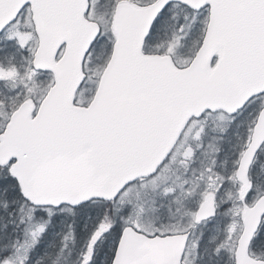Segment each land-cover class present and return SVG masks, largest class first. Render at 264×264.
Returning a JSON list of instances; mask_svg holds the SVG:
<instances>
[{
  "label": "snow or ice",
  "instance_id": "obj_1",
  "mask_svg": "<svg viewBox=\"0 0 264 264\" xmlns=\"http://www.w3.org/2000/svg\"><path fill=\"white\" fill-rule=\"evenodd\" d=\"M0 264H264V0H0Z\"/></svg>",
  "mask_w": 264,
  "mask_h": 264
}]
</instances>
